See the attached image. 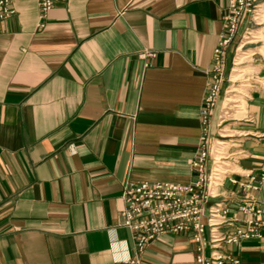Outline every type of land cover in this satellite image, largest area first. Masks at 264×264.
Wrapping results in <instances>:
<instances>
[{
  "label": "crops",
  "instance_id": "obj_1",
  "mask_svg": "<svg viewBox=\"0 0 264 264\" xmlns=\"http://www.w3.org/2000/svg\"><path fill=\"white\" fill-rule=\"evenodd\" d=\"M225 5L56 0L39 26L36 0H11L12 12L0 18V264H108L132 253L130 231L118 223L121 188L192 178L189 158ZM143 47L154 55H138ZM221 106L218 99L210 114L211 136ZM222 126L244 151L232 174L258 175L264 56L241 114L224 115ZM253 192L264 207V174ZM194 245L187 232L162 233L140 264H196ZM221 248L242 264H264V238Z\"/></svg>",
  "mask_w": 264,
  "mask_h": 264
},
{
  "label": "built area",
  "instance_id": "obj_2",
  "mask_svg": "<svg viewBox=\"0 0 264 264\" xmlns=\"http://www.w3.org/2000/svg\"><path fill=\"white\" fill-rule=\"evenodd\" d=\"M54 1L36 0L39 26ZM12 10L11 0H0V18ZM221 24L201 98L200 132L189 158L192 178L186 182L137 180L123 184L120 193L123 206L117 216L118 223L130 231L132 253L108 264H140L141 254L150 241L162 233L180 232L189 233L194 241L196 264H242L237 255L222 250L221 246L247 237L264 238V207L256 202L253 192L264 174V164L258 175L246 174L240 179L232 174L233 165L244 151L238 140L225 134L222 121L228 113L223 104L215 123L217 134L211 136L209 130V117L224 79L227 46L239 25L242 24L240 38L246 37L256 25L263 26L264 0H226ZM245 42L237 41L234 49ZM138 55L149 58L154 51L143 47ZM234 63L232 59L231 64ZM225 181L233 187H226ZM238 190L237 200H229V195ZM206 245L207 254L203 251Z\"/></svg>",
  "mask_w": 264,
  "mask_h": 264
},
{
  "label": "rangeland",
  "instance_id": "obj_3",
  "mask_svg": "<svg viewBox=\"0 0 264 264\" xmlns=\"http://www.w3.org/2000/svg\"><path fill=\"white\" fill-rule=\"evenodd\" d=\"M250 32L243 38H240L239 34L234 37L235 42L233 43L230 63L227 72H224V79L222 80L224 85L221 84L220 87V103L226 107L228 115L237 116L241 114L244 104L243 94H246L247 85L255 77L257 57L264 56V27L256 25ZM239 40H246V42L235 50L234 47ZM232 59L235 62L234 64H231ZM231 66L232 69H229ZM237 102L239 105L234 106L233 103Z\"/></svg>",
  "mask_w": 264,
  "mask_h": 264
},
{
  "label": "bare ground",
  "instance_id": "obj_4",
  "mask_svg": "<svg viewBox=\"0 0 264 264\" xmlns=\"http://www.w3.org/2000/svg\"><path fill=\"white\" fill-rule=\"evenodd\" d=\"M250 33H251V32H250ZM234 68H235V67H234ZM234 68H233V69H234Z\"/></svg>",
  "mask_w": 264,
  "mask_h": 264
}]
</instances>
